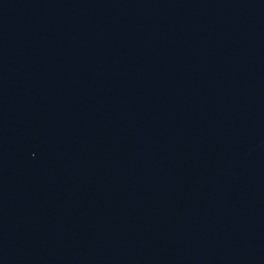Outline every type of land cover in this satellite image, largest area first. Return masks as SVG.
<instances>
[{"label": "water", "instance_id": "95a60500", "mask_svg": "<svg viewBox=\"0 0 264 264\" xmlns=\"http://www.w3.org/2000/svg\"><path fill=\"white\" fill-rule=\"evenodd\" d=\"M226 0H0V264H197Z\"/></svg>", "mask_w": 264, "mask_h": 264}]
</instances>
